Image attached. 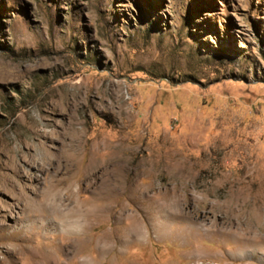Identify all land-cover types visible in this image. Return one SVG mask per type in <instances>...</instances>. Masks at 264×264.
<instances>
[{
    "label": "rangeland",
    "instance_id": "obj_1",
    "mask_svg": "<svg viewBox=\"0 0 264 264\" xmlns=\"http://www.w3.org/2000/svg\"><path fill=\"white\" fill-rule=\"evenodd\" d=\"M0 264H264V0H0Z\"/></svg>",
    "mask_w": 264,
    "mask_h": 264
},
{
    "label": "bare ground",
    "instance_id": "obj_2",
    "mask_svg": "<svg viewBox=\"0 0 264 264\" xmlns=\"http://www.w3.org/2000/svg\"><path fill=\"white\" fill-rule=\"evenodd\" d=\"M70 185V184H69ZM72 186V185H71ZM70 187V186H69ZM73 187V186H72ZM108 190V189H107ZM51 192V191H50ZM57 195H59V193L57 194ZM56 195V196H57ZM58 197V196H57ZM57 197H54V198H56L57 199ZM60 198V197H59ZM52 200V199H51ZM52 201H54V200H52ZM56 201V200H55ZM54 201V202H55ZM73 201V200H72ZM57 203V202H56ZM54 205H57V204H54ZM52 207V206H51ZM61 209V208H60ZM76 212V211H75ZM74 212V213H75ZM83 213V212H82ZM90 215V214H89ZM42 216V215H41ZM86 217V216H85ZM66 224H69V223H66ZM71 224V223H70ZM3 227V226H2ZM136 232V231H135ZM134 232V233H135ZM7 237H9V236H7ZM11 244V243H10ZM13 244V243H12ZM14 245V244H13ZM12 246V245H11ZM15 246V245H14ZM31 248V247H30ZM15 253V254H19V253H23V252H26L27 254H28V256L29 255H32V256H34V254H33V252L31 251V250H29L28 248H25V249H23V248H16V247H9V248H7V250H6V253ZM34 252H35V250H34ZM14 254V255H15ZM45 254V252L43 251V253H40V255L37 253V255H39L41 258H42V256ZM36 255V254H35ZM20 256H22V255H20ZM7 257V256H6ZM38 257V256H37ZM39 257V258H40ZM34 258V257H33ZM40 258V259H41ZM54 258V257H53ZM7 259V258H6ZM37 259V258H36ZM38 261V260H37Z\"/></svg>",
    "mask_w": 264,
    "mask_h": 264
}]
</instances>
